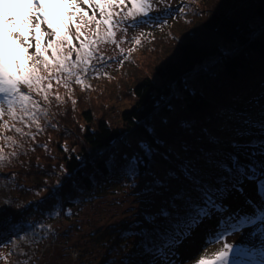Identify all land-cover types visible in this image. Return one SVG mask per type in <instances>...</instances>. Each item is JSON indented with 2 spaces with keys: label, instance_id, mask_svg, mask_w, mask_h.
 I'll return each mask as SVG.
<instances>
[{
  "label": "trees",
  "instance_id": "1",
  "mask_svg": "<svg viewBox=\"0 0 264 264\" xmlns=\"http://www.w3.org/2000/svg\"><path fill=\"white\" fill-rule=\"evenodd\" d=\"M164 2L161 23L127 38L122 64L105 66L97 48L71 76L41 67L43 90L21 86L32 114L5 102L0 262L38 264L50 240L79 264H196L214 258L222 229L264 209V0L152 10ZM99 204L100 222L83 216Z\"/></svg>",
  "mask_w": 264,
  "mask_h": 264
},
{
  "label": "snow or ice",
  "instance_id": "2",
  "mask_svg": "<svg viewBox=\"0 0 264 264\" xmlns=\"http://www.w3.org/2000/svg\"><path fill=\"white\" fill-rule=\"evenodd\" d=\"M125 3L126 0H0V94H3L0 97V116L5 112V102L12 116L17 115V104L24 108L26 114H32L27 108L28 103L31 102V95L22 91L21 86L27 85L29 89L35 86L38 90H43L42 81L48 77L41 74V67L50 70V74L54 71L59 79L60 73L67 72L70 76L74 73V68L70 64L77 66L89 64L93 55L91 45L96 43V39L85 36L79 49L73 45L77 53L75 61H71V53L61 54L62 41L66 40L72 45V37L68 34L70 24H75L77 39L84 35L81 32L82 26L91 21H95L97 39L111 38L115 35L112 30L116 24L114 17L118 15L112 9L123 8ZM81 4L87 5L88 8H98L104 18L97 20L94 11L93 15L89 16L88 11L81 7ZM151 10L152 0H131V7L128 8L125 18L132 16L135 23L136 18L148 17ZM77 19H79L78 23ZM101 24L108 26L103 35H101ZM42 25H46L50 31L47 33L42 31ZM33 34L35 54L29 55V49L33 47L31 43ZM46 35L55 37L48 41L47 47L42 43ZM48 48L52 49L51 57L47 55ZM47 87L50 88L51 84L49 83ZM35 106L33 104V107ZM16 130L21 131L19 128ZM261 147L264 148V142H261ZM5 159L6 156L0 149V161ZM207 215L208 212L201 210L188 225L189 232L195 228L201 216ZM177 235L178 239H174L172 244L179 242L180 236ZM232 247L230 244H225L215 254L214 259L201 257L196 264H228Z\"/></svg>",
  "mask_w": 264,
  "mask_h": 264
},
{
  "label": "rangeland",
  "instance_id": "3",
  "mask_svg": "<svg viewBox=\"0 0 264 264\" xmlns=\"http://www.w3.org/2000/svg\"><path fill=\"white\" fill-rule=\"evenodd\" d=\"M166 2L160 3L157 6L153 7L154 9L150 12V15L148 17L136 18L135 23L133 22L134 18L132 16H127V18H125L123 11L120 10L121 8L117 7L118 10L115 13H118L120 11V16L118 17L119 19H115L116 24L112 29L115 35L111 38L97 39L95 36L96 24L95 21H91L86 22L82 26L81 32L84 35L80 36V38L77 39L78 34L76 31L75 24H70L68 34L72 37V45H69L66 40L62 41L61 54L71 53L72 56L77 57V53L74 50L73 45L76 49H79L81 47V41L84 40V37L91 36L92 38L96 39L97 42L91 45V47L94 51L97 50V48L99 49L100 53L102 54L99 59L101 60V62L105 63V66H109L112 68L117 66L118 63L122 64L129 52V44L127 38H130L131 33H138L139 30H142V28L151 24L152 22L161 23L162 20L159 18L161 16H164V14L166 13V10L163 9L164 7L162 5H166ZM81 7L85 8L88 11V14L91 12L89 16L93 15L94 11L97 20L103 19L102 14L100 13L98 8H88V6L84 4H81ZM78 22L79 19H77V23ZM103 25V27L100 26L101 35H103V33L107 31L108 27H106L105 24ZM41 28L42 31L46 33L50 31L46 25H42ZM105 29L106 31H104ZM52 39H55V37L51 35H46L42 42L43 45L47 47L48 41ZM51 51L49 50L52 56L53 52ZM98 71L99 70H97V72ZM97 72L95 73L97 74ZM2 95L3 94H0V97H2ZM254 107L257 108L258 106L254 105ZM97 207H87L85 210H83V216L85 218L91 217L93 219V222H98L100 220V216L98 215V213L100 214V212L103 211L104 205L99 204L97 205ZM64 224V226L59 228L60 230L58 232L61 242L66 241L67 237H71L69 236L70 232L65 230V227H67V223ZM218 226L219 224L216 223V225L211 227V229L216 230ZM84 227H86L85 232L88 231L90 228L86 225H84ZM77 235L78 234L74 233V238H77ZM197 238L201 239V235L196 234L195 239ZM215 240L216 241L214 242L216 243H213L211 245L212 251L210 253L212 256H214V258L215 254L218 253L225 246V244H230L233 247L232 250H230L229 252L228 264H233V261H235V264H260L259 259H262L264 262V211L258 212L252 220L246 221L244 223H239L238 226L225 227L219 232L218 238ZM69 241H72V238H70ZM259 243H261V246L257 250ZM60 244L62 245H59V243H52L50 245V240H48L45 243V246H43V250L47 248V250L44 252L45 255L42 258V261L38 264H79V259H77L75 254H73L75 258H72L70 255L69 248L63 243ZM249 252L252 253L250 254ZM234 253L236 254L234 255ZM190 256H192V254ZM92 257H94V255H92ZM0 264L4 263L0 262Z\"/></svg>",
  "mask_w": 264,
  "mask_h": 264
},
{
  "label": "bare ground",
  "instance_id": "4",
  "mask_svg": "<svg viewBox=\"0 0 264 264\" xmlns=\"http://www.w3.org/2000/svg\"><path fill=\"white\" fill-rule=\"evenodd\" d=\"M260 246H261V243L258 244L257 250L260 248ZM254 251H255V250H254ZM249 253L251 254L252 252H249ZM259 263L262 264V263H264V262H263L262 259H259Z\"/></svg>",
  "mask_w": 264,
  "mask_h": 264
}]
</instances>
